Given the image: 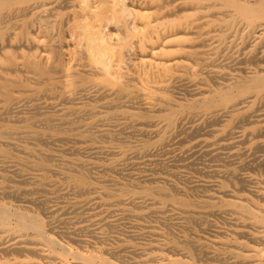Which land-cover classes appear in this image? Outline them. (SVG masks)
Segmentation results:
<instances>
[{"label":"bare ground","instance_id":"bare-ground-1","mask_svg":"<svg viewBox=\"0 0 264 264\" xmlns=\"http://www.w3.org/2000/svg\"><path fill=\"white\" fill-rule=\"evenodd\" d=\"M262 43L264 0H0V264H125L126 258L127 264H202L195 251L199 247L206 255L208 244L185 236L178 240L142 224V216L150 213L194 210L201 218L231 212L264 228V192L240 195L252 179L236 168L212 171L219 178L217 189L190 201L178 195L182 191L167 176L130 175L125 183L112 175L100 179L81 171L85 161L66 158L89 149L117 156L116 146L132 136L137 141L128 140L131 154L143 165L157 162L151 157L186 138L194 139L191 149L203 147L215 158L224 151L227 158H237L240 152L232 151L237 147L242 155L264 150V113L256 114L255 108L264 102V65L232 69L242 63L243 46L250 47L251 63L264 58L258 50ZM82 120L87 123L79 126ZM95 141L105 144L90 145ZM70 143L74 147H65ZM57 144V154L47 150ZM115 162L106 161L111 167L103 171H112ZM62 185L67 196L85 197L75 203L79 210L98 213L104 207L109 215L134 218L139 236L151 239L139 242V252L130 251L129 257L119 255L131 250L128 243L115 250L98 238L70 239L71 232L63 237L54 231L56 211L42 216L50 207L38 209L40 214L31 205L42 197L30 198L60 195ZM115 222L106 224V232ZM244 229L229 230L215 243L221 244L217 251L230 254L233 264H264V231L260 236Z\"/></svg>","mask_w":264,"mask_h":264},{"label":"rangeland","instance_id":"rangeland-1","mask_svg":"<svg viewBox=\"0 0 264 264\" xmlns=\"http://www.w3.org/2000/svg\"><path fill=\"white\" fill-rule=\"evenodd\" d=\"M243 48H245L244 46H243ZM242 48V55H241V57L243 58L242 59V63L240 64V65H234V66H232V69H234V68H236V67H242V70H244V71H250V69H253V68H256L257 66H259V65H264V62H263V60H264V58H259L260 59V61H262V62H258V60L259 59H253V61H254V63H253V61H252V63H253V65H252V63H251V58L249 59V57H248V55H247V52H248V50L250 49V47L249 46H247L245 49H243ZM258 50H259V52L261 51V52H264V43H262V45L260 44L259 46H258ZM263 54V53H262ZM246 58H248V59H246ZM262 59V60H261ZM243 60H245V61H243ZM246 60L247 61H249V62H246ZM230 72H233L234 73V71H231V69H230ZM259 107V108H258ZM257 110H256V109ZM255 108H254V110H256L257 111V113L256 114H263L264 113V102H262V103H258L256 106H255ZM26 110H31V109H29V108H27L26 107ZM83 123V124H82ZM85 123H87V121L85 122H83V120L81 121V123H79L78 125L79 126H84V124ZM221 125H224V123L223 124H221ZM245 125V124H244ZM242 126H243V124H242ZM239 127H241V125L239 126ZM249 127V126H248ZM239 129V128H238ZM239 130H241V129H239ZM123 133H126V132H122V135L120 136L122 139H124V137H125V139H126V137H127V135L126 136H124V134ZM137 137V136H136ZM135 136L133 137H130V138H128L127 137V139L126 140H123V141H125L123 144H119V146H122L121 148H119L118 146H116V148L117 149H121V151L123 152V153H125L126 155H124L120 150L118 151L117 149H114V151H115V153H116V155L117 156H114V155H112V156H110L111 154H109V155H107L108 154V151L107 150H105V149H103L102 150V152H103V154H104V156H103V154H101V153H98V154H96V152L98 151V150H93V149H89V151L88 150H82L81 152H80V154L81 153H83V152H85V151H88V152H85V153H83V154H81V156L80 155H66V158L68 159V158H70V159H75L76 158V160H79V161H81V163L83 162V161H85L84 163L87 165H85V167L83 168H81V171L83 170V172H88L89 173V175L91 176V177H95V178H100V179H102V178H106V177H108V176H110V175H112V176H114L118 181H120V182H123V181H128L129 179H131L130 177H133V178H137V177H139V176H141V175H144V174H146V175H153V176H158V175H160L159 177H165L166 178V176H167V178L170 180V181H172L178 188H179V190H181L180 192L181 193H179L178 195L180 196V197H183V198H186V199H189L190 201H199V200H201L202 199V197L204 196V195H206V194H208V193H211V192H213V189L215 188V189H217V187L215 186L216 185V182L219 180V178L217 177V176H214V174L212 173V171H214V170H216V169H222L221 171H224V170H226V169H235L236 168V170H237V173H239V174H242L243 176H246V177H249V178H251L252 179V181H249L248 183H246V186H245V188H242V191L243 192H241L240 193V195H242L243 193H245V194H247L249 191H255V192H259V191H261V190H263V192H264V150L263 149H261V150H245V152L243 153V155H242V148L241 147H237V148H235V149H233L232 151H235V152H240V156H237V158H227L228 156L225 154H223V153H228V151H224V152H221V154L222 155H220V156H218V158H215L214 156H213V154H210V153H207L206 152V150L203 148V147H198V148H194V149H191L189 146H190V144L192 143V141H194V139H190V138H186L185 139V141L183 142V143H181V144H175L174 145V143L173 144H171V147H169V149H168V151L166 152H162V153H159V154H156L155 155V157H151V159H155L157 162H154V163H146V164H142L144 161H143V159H138V158H135L131 153H133V150L131 149L132 148V143H128V140H129V142L131 141V142H136L137 141V139L135 140V138H136ZM95 142H97V141H95ZM91 143V142H90ZM176 143V142H175ZM95 144H97L96 146H101L102 144H105V142H101L100 144L101 145H99V143L97 142V143H94V142H92L90 145H95ZM126 144H128V145H131V146H129V147H127V150H126ZM58 146H50V148H48L47 149V147H45V149H47V150H50L51 152L50 153H53V154H57V150L60 148V145L59 144H57ZM173 145V146H172ZM123 146H125L124 148H123ZM54 147V148H53ZM56 147H57V149H56ZM65 147H69V148H72V147H74V144H68L67 146H65ZM53 148V149H52ZM131 149V150H130ZM171 149V150H170ZM56 150V151H55ZM125 150H126V152H125ZM262 150H263V152H262ZM118 151V152H117ZM132 151V152H131ZM196 151V152H195ZM255 151V152H254ZM258 151V152H257ZM95 152V154L93 155V153ZM130 152V153H129ZM229 152H231V151H229ZM90 155H89V154ZM107 153V154H106ZM164 153H165V155H164ZM194 153V154H193ZM87 154V155H86ZM120 154V155H119ZM162 156H161V155ZM200 154H201V156H200ZM205 154V155H204ZM95 155H98V156H95ZM99 155H101V156H99ZM119 155V156H118ZM122 155V156H121ZM159 155V156H158ZM164 155V156H163ZM188 155V156H187ZM70 156V157H69ZM122 158H125L126 159V161L124 160V159H122ZM128 158H130V159H128ZM131 156V157H130ZM161 156V157H160ZM197 156H199V157H197ZM81 157V158H80ZM84 157V158H83ZM86 157V158H85ZM87 157H90L89 159H91L92 161H90ZM93 157H94V159L96 158V162L97 163H94V159H93ZM99 157H101V158H99ZM120 158V160L119 159H117V158ZM132 157H134V159L132 158ZM256 157V158H255ZM99 158V159H98ZM105 158H107V160L105 159ZM115 158V159H114ZM158 158V159H157ZM212 158V159H211ZM98 159V160H97ZM103 159V160H102ZM114 159V160H113ZM118 161H117V160ZM201 161H200V160ZM226 159V160H225ZM87 160V161H86ZM100 160V161H99ZM115 160L117 161V162H115ZM106 161H107V163H109L110 164V162H115V163H113L112 165H113V168H111V169H113V170H115V171H109V172H111L110 174H108L109 172L108 171H103L104 170V167H111L109 164H107L106 163ZM125 161V162H124ZM133 161V162H132ZM163 161V162H162ZM165 161V162H164ZM171 161V162H170ZM214 161H216V162H214ZM252 161V162H251ZM99 162H101V163H99ZM102 162H104V163H102ZM119 162V163H118ZM123 162V163H122ZM130 162V163H129ZM132 162V163H131ZM139 164V166H137L138 164ZM192 162V163H191ZM125 163H126V165H125ZM141 163V164H140ZM189 163V164H188ZM197 163V164H196ZM257 163V164H256ZM93 166H92V165ZM95 164L97 165V166H95ZM101 164V165H100ZM105 166H104V165ZM129 164H132V165H129ZM136 164V165H135ZM151 164H154L153 166L151 165ZM157 164H160V166L159 165H157ZM193 166H192V165ZM245 166V167H243V165ZM259 164V165H258ZM100 165V166H99ZM103 165V166H102ZM121 165H123V166H121ZM141 165H143V166H141ZM186 165V166H185ZM203 165V166H202ZM219 165V166H218ZM241 165V166H240ZM114 166H116V167H114ZM121 166V167H120ZM128 166V167H127ZM130 166V167H129ZM148 166V167H147ZM154 166H156V167H154ZM173 166V167H172ZM88 167V168H87ZM97 167V168H96ZM100 167V168H99ZM124 167H126V168H124ZM137 167H140L141 168V170L143 171H145V169H147L146 170V172L144 173V171L142 172L141 170H140V168H137ZM161 167V168H160ZM241 167V168H240ZM252 167V168H251ZM91 168V169H90ZM142 168H144V169H142ZM148 168H150V169H148ZM155 168V169H154ZM176 168V169H175ZM189 168V169H188ZM93 169H94V172H93ZM120 171H119V170ZM122 169V170H121ZM97 170H98V173H97ZM150 170V171H149ZM152 170V171H151ZM242 170H244V171H242ZM122 171V172H121ZM148 171V172H147ZM205 171H207V173L205 172ZM100 172V173H99ZM101 172H102V174H101ZM113 172V173H112ZM197 172V173H196ZM200 172V173H199ZM118 173V174H117ZM137 173V174H136ZM141 173V174H140ZM95 175V174H100V175H98V176H92V175ZM107 174V175H106ZM140 174V175H139ZM118 176V177H116V176ZM130 175H132V176H130ZM134 175V176H133ZM205 175V176H204ZM220 175H221V173H220ZM130 176V177H129ZM136 176V177H135ZM174 176V177H173ZM203 177V178H202ZM120 178V179H119ZM191 178V179H190ZM187 179V180H186ZM203 181V182H202ZM125 182H123V183H125ZM251 182V183H250ZM227 184V186L228 187H232L234 184H233V181H230V182H227L226 183ZM231 184V185H230ZM66 186V185H65ZM65 186H61V188H62V190H63V193L62 194H60V195H57V194H48V195H50L49 197H48V195H44V194H35V195H31V197L30 198H32L33 199V201L35 202V200H36V198L37 197H42V198H37V200H36V204L34 203L33 205H35V206H33V205H31L32 206V208H33V210L34 211H36L37 210V212H40V214L42 213V211H39L40 209H41V207H43L44 206V208H46V209H48L49 207V209L47 210L48 212H47V214L45 213V214H43L42 213V216H47V217H51L52 216V214H53V212L54 211H56V212H54V214L53 215H55V217L54 216H52V221H53V223L55 222V223H57V224H55L54 223V227L56 226V228H55V230L54 231H56V232H61L60 233V235H62L63 237L64 236H66V237H69L70 236V234H71V236H70V239L71 238H79V239H82V238H84L83 240H89V241H92V242H97V240L99 241V239H100V241H104L105 243L103 244L102 243V245H103V247L105 246V248H107V246H108V248L110 247V249H115V250H120L122 247H123V244L125 245V244H127L128 243V245L127 246H130V248H131V250L129 249V248H126V250L125 251H123L124 249H122L121 250V252H119V255H127V254H129V255H127V256H129V257H133V255H131L129 252L130 251H133V250H137V249H139V247H140V244L141 243H146V242H148L150 239H151V237H149V235L148 236H145V237H140L139 236V234L142 232L141 231V229H138V228H134V223H135V219L134 218H127V217H124V218H121V217H123V216H120L119 215V213H114V214H110L109 215V213H107L106 211H105V209L106 208H99L98 209V213H97V210H95V211H93V210H91V208L90 209H87V208H83V209H81V210H79V208L77 207V206H75V203L76 202H79V201H81L82 199H84L85 197L84 196H79V195H77V194H70V195H68L67 196V190H66V188H65ZM22 187H27V186H25V185H22ZM208 188V189H207ZM214 189V190H215ZM245 191H244V190ZM185 193H184V192ZM262 192V191H261ZM66 194V197H65V195H63V194ZM58 196H60V197H58ZM45 197V198H44ZM70 198V200L71 199H74V200H69V198ZM78 197H80V198H78ZM11 199V200H9V199ZM7 198V200L6 201H8V202H12V203H15V204H23V205H26L27 203H25L23 200L21 201V202H19L21 199H19V200H16V199H13L12 197H8ZM56 198H57V200H56ZM60 198V199H59ZM63 198H65V199H63ZM127 198V197H126ZM18 199V198H17ZM48 199V200H47ZM51 201H50V200ZM54 199V200H53ZM17 202H16V201ZM44 200V201H43ZM48 202H47V201ZM37 201H39V202H37ZM19 202V203H18ZM45 202H47L48 204H45ZM50 202V203H49ZM264 202V199L262 200V202L261 203H263ZM57 203H59V204H57ZM64 203H68V204H64ZM148 203L150 204L151 203V201H148ZM38 204H40L41 206H40V208H39V205ZM43 204V205H42ZM29 205V204H28ZM38 205V206H37ZM46 205H48V206H46ZM54 206V207H53ZM48 207V208H47ZM52 207V208H51ZM70 207V208H69ZM72 207V208H71ZM44 208L42 209L43 211H44ZM58 208H61V209H58ZM77 208V209H76ZM93 208H94V206H93ZM39 209V210H38ZM63 209V210H62ZM70 209V210H69ZM74 209H76V210H78L77 212H75V211H73ZM54 210V211H53ZM61 210V211H60ZM88 210H91V211H89V213H88V211L86 212V211ZM197 210H200L199 208L197 209ZM58 211H60L59 213H58ZM66 211H68V212H66ZM83 211H85L82 215H81V213L83 212ZM102 211V213H100L99 214V212H101ZM50 212H51V214H50ZM62 212H63V214H62ZM187 212H189V214L187 213ZM187 212H184V213H187V214H184L183 212L182 213H174V212H168V213H166V214H162V213H150L149 215H145V217L144 216H142L143 217V219H142V221L140 220V222L142 223V224H145L146 226H154V227H156V229H157V232H159V233H162V234H165V235H167V234H171V235H173V237H175L176 239H178L179 237H183V236H185V237H188L190 240H192V241H195V240H200V242H204V243H206V244H208V247H207V254L206 255H204V254H202L201 253V251H200V248L198 247L197 249H196V251H195V255L198 257V258H201V257H203V258H205V259H203V258H201L202 259V264H233V262L235 261L234 259H233V257L230 255V254H226V253H224V252H220L219 250L217 251V249H219V248H221L220 246H221V244H219V245H216L215 243H220L221 241V238H222V236L223 235H226L227 233H228V231L229 230H231V229H242V231H243V228H245L244 229V231H246L247 233H253V234H257V235H263V234H260L259 232H263L264 231V228H262V227H260V226H255V225H253L249 220H246V218H243L241 215H239V214H235V213H229V212H226V214L225 213H222V214H220V213H216L214 216H211V215H202V216H200L201 218H198L199 217V215H197L198 213H194V210H189V211H187ZM56 213V214H55ZM64 213H66V215H64ZM78 213H80V214H78ZM103 213H105L104 214V216L102 215ZM228 213V214H227ZM50 214V215H49ZM85 214H87V215H85ZM89 214V215H88ZM91 214H92V216H91ZM95 214V215H94ZM96 214H98L97 215V217H96ZM192 215V217H190L191 215ZM61 215V216H60ZM94 215V216H93ZM112 215V216H111ZM116 215H119V216H116ZM194 215V216H193ZM90 218H89V217ZM98 216H100V218H101V220H100V218L98 217ZM107 216V217H106ZM110 216H111V218H110ZM114 216V217H113ZM60 219H59V218ZM88 217V218H87ZM93 217V218H92ZM166 217V218H165ZM203 217V218H202ZM110 218V219H109ZM114 218V219H113ZM141 218V217H140ZM193 218V219H192ZM221 218V219H220ZM56 219V220H55ZM62 219V220H61ZM67 219V220H66ZM71 219H73V220H71L72 222H70V220ZM87 219V220H86ZM91 219V220H90ZM112 219V220H111ZM121 219V220H120ZM128 219V220H127ZM129 219H132V220H129ZM138 219V218H137ZM69 220V221H68ZM90 222H89V221ZM100 221L99 223H98V221ZM105 220V221H104ZM107 220V221H106ZM127 220V221H126ZM139 220V219H138ZM224 220V221H223ZM56 221H58V222H56ZM64 221H66V225H65V222ZM97 221V222H96ZM115 222V224L114 225H116V226H113L112 228H108V230H107V232H106V229H107V227H106V224L108 223V222ZM121 221V222H120ZM68 222V223H67ZM93 222V224L92 225H90L91 227H93V228H91L90 226L89 227H87V225H89V224H91ZM103 222V223H102ZM117 222H118V224H117ZM129 222V223H128ZM130 222H132V223H130ZM145 222V223H144ZM62 224L63 225V223H64V225H65V227H64V225L62 226V225H60V224ZM71 223V224H70ZM88 223V224H87ZM94 223H95V226H93L94 225ZM121 223H122V225H121ZM123 223L125 224V225H123ZM128 223V224H127ZM68 224V225H67ZM69 224H70V226H69ZM102 224H105V226L104 225H102ZM247 224V227H245V226H243V225H246ZM72 225V226H71ZM121 225V226H120ZM128 225H131V226H128ZM237 225V226H236ZM240 225H242V226H240ZM61 226V227H60ZM69 226V227H68ZM81 228H80V227ZM101 226H102V228H101ZM236 226V227H235ZM73 227V228H72ZM85 227H87V228H85ZM116 227V228H115ZM118 227V228H117ZM134 228L133 230L132 229H129V228ZM242 227V228H241ZM59 228V229H58ZM62 228V229H61ZM65 228V229H64ZM79 228V229H78ZM83 228V229H82ZM89 228V229H88ZM95 228H96V231H95ZM105 228V229H104ZM125 228H127V229H125ZM250 228H253V229H250ZM67 229V230H66ZM87 229V230H86ZM94 229V230H93ZM98 229H100V230H98ZM137 229V230H136ZM75 230V231H74ZM78 230V231H77ZM83 230V231H82ZM89 230H90V232H89ZM113 230H115V231H113ZM116 230L118 231V232H120V231H122L121 233H119V235L122 237V238H120V236H119V238H118V236L116 235V233L118 234V232H116ZM120 230V231H119ZM138 230H140L139 232H137ZM147 230V229H146ZM66 231V232H65ZM74 231V232H73ZM105 231V232H104ZM112 231V232H111ZM123 231H125V232H123ZM127 231V232H126ZM70 234H69V233ZM75 232H77V233H75ZM80 232V233H79ZM87 232H88V234H87ZM95 232V233H94ZM109 232V233H108ZM130 232V233H129ZM131 232H133V233H131ZM166 232V233H165ZM222 232V233H221ZM225 232V233H224ZM68 234V235H66V234ZM75 233V234H74ZM79 233V234H78ZM85 235H84V234ZM97 233H100L99 235L97 234ZM105 233V234H104ZM111 233V234H110ZM115 233V234H114ZM217 233H219V234H217ZM220 233H221V235H220ZM78 234V235H77ZM97 234V235H96ZM102 234V236H100ZM110 236H109V235ZM127 234V235H126ZM73 235V236H72ZM105 235V236H104ZM108 235V236H107ZM113 235V236H112ZM75 236V237H74ZM77 236V237H76ZM82 236V237H81ZM89 236H91V237H89ZM92 236H93V238L94 239H92ZM138 236V237H137ZM214 236V237H213ZM61 237V236H60ZM62 237V238H63ZM65 237V238H66ZM87 237V238H86ZM100 237V238H99ZM110 237V238H109ZM115 237H117V238H115ZM125 237H127V239L125 238ZM131 237H132V239H131ZM134 237V238H133ZM139 237H140V239H139ZM218 237V238H217ZM65 238H63L64 240H65ZM98 238V239H97ZM103 238H105V239H103ZM108 238H109V240H108ZM130 238V239H129ZM146 238H148V239H146ZM181 238H179L178 240H181ZM69 239V240H70ZM97 239V240H96ZM103 239V240H102ZM112 239V240H111ZM123 239H124V241H126V242H124L123 241ZM135 239V240H134ZM107 240V241H106ZM115 240V241H114ZM120 241V242H117V241ZM132 240V241H131ZM138 242H137V241ZM142 240H145V241H142ZM148 240V241H147ZM66 241H68V239L66 238ZM114 241V242H113ZM128 241V242H127ZM138 243H136V242ZM108 242V243H107ZM109 242H110V244H109ZM112 242H113V244H112ZM123 242V243H122ZM130 242V243H129ZM136 244H135V243ZM139 242H141V243H139ZM116 243H117V246H116ZM122 243V244H121ZM106 244H107V246H106ZM120 245V246H119ZM212 245V246H211ZM255 245V244H254ZM252 243H250V246H254ZM209 248V249H208ZM211 248V249H210ZM213 248V249H212ZM216 250V251H215ZM138 252H139V250H137ZM210 251V252H209ZM214 251H215V254H214ZM126 254H125V253ZM210 253V254H209ZM202 254V255H201ZM209 254V255H208ZM216 254H219V256L218 255H216ZM217 256V257H215V256ZM230 255V256H229ZM206 256V257H205ZM10 257H12V256H10ZM213 257H214V259H213ZM208 260H207V259ZM215 258H217V259H215ZM224 258V259H223ZM229 258H231V259H229ZM129 259L130 258H126L125 259V261H124V263L125 264H127V262L129 263L130 261H129ZM211 259V260H210ZM213 259V260H212ZM227 259H229V260H227ZM211 262H210V261ZM220 260V261H219ZM227 261V262H226ZM208 262V263H207ZM220 262V263H219ZM223 262V263H222ZM231 262V263H230Z\"/></svg>","mask_w":264,"mask_h":264}]
</instances>
